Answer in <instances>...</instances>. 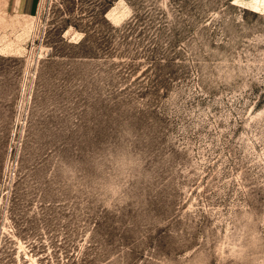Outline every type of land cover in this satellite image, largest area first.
Returning <instances> with one entry per match:
<instances>
[{
  "label": "rangeland",
  "instance_id": "obj_1",
  "mask_svg": "<svg viewBox=\"0 0 264 264\" xmlns=\"http://www.w3.org/2000/svg\"><path fill=\"white\" fill-rule=\"evenodd\" d=\"M31 14L0 9V264H264V0ZM124 130L121 195L91 158Z\"/></svg>",
  "mask_w": 264,
  "mask_h": 264
},
{
  "label": "clouds",
  "instance_id": "obj_2",
  "mask_svg": "<svg viewBox=\"0 0 264 264\" xmlns=\"http://www.w3.org/2000/svg\"><path fill=\"white\" fill-rule=\"evenodd\" d=\"M134 137L130 130H124L119 144H106L102 151L95 153L91 158L94 168L99 169L102 165L110 166L113 175L117 177L115 184L121 190L126 187V181L134 177L136 171L142 167L139 153L133 151ZM105 194L111 195V188H105Z\"/></svg>",
  "mask_w": 264,
  "mask_h": 264
},
{
  "label": "crops",
  "instance_id": "obj_3",
  "mask_svg": "<svg viewBox=\"0 0 264 264\" xmlns=\"http://www.w3.org/2000/svg\"><path fill=\"white\" fill-rule=\"evenodd\" d=\"M38 3L39 0H0V9L10 8L16 12L32 15Z\"/></svg>",
  "mask_w": 264,
  "mask_h": 264
}]
</instances>
